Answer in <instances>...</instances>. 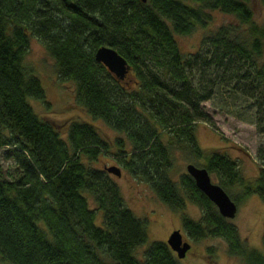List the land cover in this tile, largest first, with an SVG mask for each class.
Here are the masks:
<instances>
[{
  "label": "trees",
  "instance_id": "trees-1",
  "mask_svg": "<svg viewBox=\"0 0 264 264\" xmlns=\"http://www.w3.org/2000/svg\"><path fill=\"white\" fill-rule=\"evenodd\" d=\"M190 1L195 4L0 0V147L19 171L15 179L0 177L2 263L179 264L163 241L137 250L147 240L145 220L125 206L111 173L85 161L107 151L96 127L63 120V137L56 124L32 110L27 98L49 106L38 78L22 64L29 37H35L53 58L58 80L74 84L76 102L124 134L127 148L115 139L121 166L169 208L182 209L185 200L198 206L197 220L181 213L187 237H220L230 255L264 264V253L246 246L188 174L176 180L170 175L171 155L178 151L201 160L234 202L249 194L264 200V26L252 21L244 0ZM213 9L233 14L235 22L203 35L195 51L181 52L174 34L204 25ZM100 45L126 60L123 78L94 60ZM206 100L253 124L262 137L255 149L256 176L239 177L235 158L197 144L194 125L212 124ZM236 182L240 190L233 197L228 189Z\"/></svg>",
  "mask_w": 264,
  "mask_h": 264
},
{
  "label": "rangeland",
  "instance_id": "rangeland-1",
  "mask_svg": "<svg viewBox=\"0 0 264 264\" xmlns=\"http://www.w3.org/2000/svg\"><path fill=\"white\" fill-rule=\"evenodd\" d=\"M187 4H195L190 0H180ZM251 11L253 22L264 26V0H244ZM209 19L204 25L196 24L186 34H174L178 48L183 53L195 51L203 35L215 29L218 25L233 23V14L213 9L208 11ZM23 66L34 74L43 89L44 97L49 106L46 107L39 100L27 98L34 113L42 119L56 124L59 134L64 137L60 123L63 120L75 119L91 123L99 131L100 135L108 143L107 151L100 152L95 159L85 160L88 165L102 168L103 165H115L119 167V176L111 173L123 198V203L135 217L145 220L147 240L140 245L141 250L152 240L166 241L169 232L179 229L183 240L190 246L182 258H178L179 264H245L239 256L230 255L227 252L226 243L220 237L205 236L198 240L187 237L181 227V213L192 220L199 218L200 210L194 203L185 200L184 207L173 210L162 203L155 196L150 187L143 181L132 177L117 161L118 154L115 139L122 140L125 148L128 142L123 133L116 132L107 127L101 120L93 118L75 100V88L71 81H60L56 76L53 58L46 52L42 43L35 37H29L27 49L22 58ZM204 109L212 118V124L194 125L196 141L199 147L209 149L218 147L230 157L235 158L238 164V175L244 179L252 178L258 173V163L255 156L256 145L262 137L255 132L253 124L241 121L232 114L224 111L221 105L214 106L211 101L202 103ZM201 124V123H199ZM214 127L217 137L207 129ZM216 133V132H215ZM4 147H0V177L15 179L19 171L13 161L3 156ZM172 167L170 175L175 180L178 174L185 172V164L202 165L201 160L192 155L175 152L171 155ZM212 182H216L215 174H209ZM238 182L229 186L228 193L235 196L239 193ZM89 200V205L91 201ZM236 211L230 221L236 226L240 239L250 248L264 253L262 238L264 237V200L255 194H249L235 201ZM100 210L95 213L96 223L100 221ZM138 251V252H139ZM142 253V252H141ZM136 257L138 255L134 253ZM142 255V254H141ZM139 258V257H138ZM0 264L2 262L0 261Z\"/></svg>",
  "mask_w": 264,
  "mask_h": 264
},
{
  "label": "water",
  "instance_id": "water-1",
  "mask_svg": "<svg viewBox=\"0 0 264 264\" xmlns=\"http://www.w3.org/2000/svg\"><path fill=\"white\" fill-rule=\"evenodd\" d=\"M144 1V0H142ZM93 58L105 66L115 77L121 79L129 71L126 60L120 56L113 48L100 45L94 49ZM103 169L109 173L119 176V167L115 165H103ZM185 173L188 174L196 188L201 191L210 202L213 203L218 213L224 218H232L236 211V203L229 198L227 193L217 183L212 182L207 170L203 166L193 163L185 164ZM166 245L175 252L177 258H182L190 244L183 240L179 229L169 232ZM2 264H12L8 261Z\"/></svg>",
  "mask_w": 264,
  "mask_h": 264
},
{
  "label": "crops",
  "instance_id": "crops-1",
  "mask_svg": "<svg viewBox=\"0 0 264 264\" xmlns=\"http://www.w3.org/2000/svg\"><path fill=\"white\" fill-rule=\"evenodd\" d=\"M199 123H201V124H199ZM196 124H197L198 126H202V125H204L203 122H197ZM206 127L208 128L207 130H208L209 132H211L212 134H214V135L217 137V135H218L217 132L215 133L214 130H212V129L209 128L208 126H206ZM194 133H195V128H194ZM195 137H197L196 134H195Z\"/></svg>",
  "mask_w": 264,
  "mask_h": 264
},
{
  "label": "built area",
  "instance_id": "built-area-1",
  "mask_svg": "<svg viewBox=\"0 0 264 264\" xmlns=\"http://www.w3.org/2000/svg\"><path fill=\"white\" fill-rule=\"evenodd\" d=\"M214 131L216 132V130L214 129Z\"/></svg>",
  "mask_w": 264,
  "mask_h": 264
},
{
  "label": "flooded vegetation",
  "instance_id": "flooded-vegetation-1",
  "mask_svg": "<svg viewBox=\"0 0 264 264\" xmlns=\"http://www.w3.org/2000/svg\"><path fill=\"white\" fill-rule=\"evenodd\" d=\"M174 252V251H173ZM186 253V252H185Z\"/></svg>",
  "mask_w": 264,
  "mask_h": 264
}]
</instances>
